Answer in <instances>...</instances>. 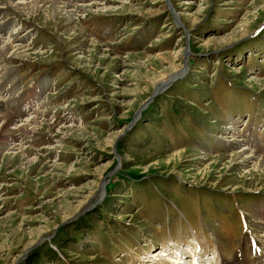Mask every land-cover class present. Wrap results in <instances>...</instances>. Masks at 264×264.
<instances>
[{"label": "rangeland", "instance_id": "obj_1", "mask_svg": "<svg viewBox=\"0 0 264 264\" xmlns=\"http://www.w3.org/2000/svg\"><path fill=\"white\" fill-rule=\"evenodd\" d=\"M4 2L29 50L0 59V264H264V169L231 157H264V0Z\"/></svg>", "mask_w": 264, "mask_h": 264}, {"label": "bare ground", "instance_id": "obj_2", "mask_svg": "<svg viewBox=\"0 0 264 264\" xmlns=\"http://www.w3.org/2000/svg\"><path fill=\"white\" fill-rule=\"evenodd\" d=\"M0 1H3V2L5 1L4 4L6 6H9L10 8L19 12L23 16H27L28 15L27 13H29V12L31 14H34V13L36 14L38 12L39 13L41 12L45 16H47V18L48 17L49 18L62 17L64 15L66 18V22L69 24L70 22L73 21V18L75 16L78 17L82 14L80 11L84 10V8H86L87 10H92L93 8H96V6L98 4H101V6L105 8V7L109 6L108 3H110L109 1H111V0H104L103 4L102 3L97 4V3L92 2V3L88 4L89 7H86L87 5L85 7H79L78 5L77 6L71 5L70 6V4H68V3H62V2L60 3V2H56V0H0ZM5 5H3V7ZM110 6L107 9H110ZM0 7H2V6L0 5ZM11 38H12L11 36L10 37L7 36L5 39L2 38L3 40L0 39V59L1 60L4 59L6 57V55L11 51H12L10 53L11 56L22 57V55L27 53V51L29 50V49H27L28 45L25 43V41L22 40V38H19V39L14 38L12 40H11ZM177 71H178V69L173 71L172 73H170L169 78L168 77L164 78V80H162L159 83L160 86L157 89H155V91L158 92L164 86L166 87V85H167V83H169L170 79L173 80L176 77H180L183 75L182 72H179V71L177 72ZM27 118H28V116H27ZM30 119L31 118L25 119V120H23V122H26V123H28L29 121L34 122L32 119L31 120ZM5 121H7L8 123L10 122L9 116L5 113L0 114V130L2 129V130H4V132H5V130L7 131V129H8V128L6 129V127H8L10 125V124H6ZM16 127H17V125H16ZM10 128H11V126H10ZM14 128H15V126H13L12 129H14ZM19 130H20V128H19ZM17 145H19V144H17ZM12 149L17 150V153L19 152V154H21V155H23L24 151H25L24 149L19 148V146L18 147L13 146V147L9 148V150H12ZM234 156H242L243 159H245V162L251 163V165L254 169H264V157L257 156L253 150H249V149L247 150L245 145H243V147L241 146V148L238 151L231 154V157H234ZM101 192H104V190L101 189ZM162 246H163V250H168V248L173 250L176 247L175 244H171L170 246H165V245H162ZM158 250H156V253H158ZM174 250L176 251L177 249H174ZM156 253L151 254L150 257L153 258V259L150 258L151 261H154V258H156V256H157ZM167 256H170V255L168 254ZM181 259H183V258H181ZM173 261H176V259L170 256V260H167L166 262H165V259L164 260L159 259L158 261L152 262V263L153 264H174ZM238 261H236V262H238ZM180 262L183 263V261H180ZM178 263H179V260L176 261V264H178Z\"/></svg>", "mask_w": 264, "mask_h": 264}, {"label": "water", "instance_id": "obj_3", "mask_svg": "<svg viewBox=\"0 0 264 264\" xmlns=\"http://www.w3.org/2000/svg\"><path fill=\"white\" fill-rule=\"evenodd\" d=\"M167 1V0H166ZM168 6H169V4H168ZM169 8L172 10V8H171V6H169ZM187 54H185L184 55V62H185V60L187 59ZM184 66H185V63H184ZM185 68V67H184ZM172 82V81H171ZM171 82H170V84H171ZM154 96V95H153ZM135 119V118H134ZM134 119H132L130 122H129V126H131L133 123H134ZM119 168H118V165L116 166L115 165V167L113 168V170H112V173H114V172H116L117 170H118ZM107 182H108V179H104L103 181H102V185H101V188H102V190L104 189L105 190V188H106V185H107ZM105 193V192H104ZM102 194V193H101ZM30 248H32V247H30Z\"/></svg>", "mask_w": 264, "mask_h": 264}]
</instances>
